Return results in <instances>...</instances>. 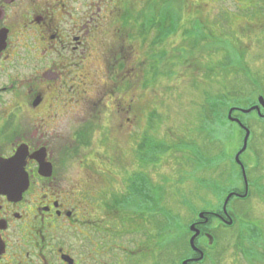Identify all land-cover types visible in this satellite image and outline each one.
Listing matches in <instances>:
<instances>
[{
	"label": "flooded vegetation",
	"instance_id": "flooded-vegetation-1",
	"mask_svg": "<svg viewBox=\"0 0 264 264\" xmlns=\"http://www.w3.org/2000/svg\"><path fill=\"white\" fill-rule=\"evenodd\" d=\"M152 1L161 0H0V160L23 150L28 183L0 194V264H154V154L133 146L134 165L149 166L136 164L123 189L117 138L139 123L140 74L169 61L171 39L151 30L145 40L138 28ZM228 195L192 211L199 252L190 231L178 264L211 260L222 230L234 228L231 201L245 200L232 197L225 214Z\"/></svg>",
	"mask_w": 264,
	"mask_h": 264
},
{
	"label": "rangeland",
	"instance_id": "rangeland-1",
	"mask_svg": "<svg viewBox=\"0 0 264 264\" xmlns=\"http://www.w3.org/2000/svg\"><path fill=\"white\" fill-rule=\"evenodd\" d=\"M185 1L187 5L185 20L201 19L203 24L209 27L205 28L210 36L208 39L218 45L213 47V43V53L204 49L201 60L193 56L194 51L187 39L178 36L170 40L169 61L161 64L164 69L154 70L157 77L155 78L153 71L149 70V65L148 71L143 72L144 77L140 74L141 83L139 82L137 89L136 104L139 123L133 131L134 136H127L123 132L117 137L118 145L121 147L120 153L118 152L119 182L121 181L125 189L137 165L140 168L150 165L155 191L158 194L156 211L159 213L154 216L156 237L154 264H178L180 260L178 256L186 255L189 247L188 227L191 219L195 217L192 211L195 212L196 209L200 211L202 208L216 209L219 206L216 182L218 180L222 182L223 190L231 186H237L240 191L244 189V181L239 179L241 170L238 166L234 168L232 165L243 147L245 133L242 136L241 128L236 123L232 125L229 122L226 129H219L213 134L214 144L211 145L207 139L201 137L198 130L202 104L212 98L211 96L228 95L235 106L225 110V113L228 115L234 109L233 113L238 112L234 118L241 119L251 131L247 150L240 156V161L248 168L247 179L253 182L255 190L252 199L247 202L238 199L231 201L230 208H233L234 214L238 215L243 223L222 230L219 241L212 249L214 250L211 255L212 261L209 259L207 264H264V119H259L257 112L250 113L252 115L241 112L256 106L259 97L264 98V0L261 3L258 0H243L244 2L240 0L241 4L238 6L231 4V1L219 2L221 0ZM195 10L199 11V15ZM219 21L222 23H217ZM211 31L216 34V38L212 36ZM221 38L232 42L235 49L243 53L244 58L235 50L232 55L226 53L225 43L229 46L230 43ZM156 49L154 55L146 50L149 52L148 61L150 56L158 57L165 48L161 45ZM139 50L143 51L141 48ZM230 57L239 64L238 68L232 70L237 74L221 76L224 72L222 64L227 63ZM242 67H246L245 71L238 72ZM238 73L240 77L237 78ZM236 94L237 96H233ZM263 113L261 111V114ZM146 138L170 145L178 143L181 138L182 141H186L185 145L194 142L199 148L203 147L205 153L210 156H217L220 151H224L226 159L218 168L209 170L211 168L209 164L202 163L196 166L192 161L180 160L178 157L181 155L172 151V155L169 152V159L164 153L161 158L155 156L154 164L149 163L146 166L145 163L139 162L134 165L133 146L136 144L141 146ZM95 139L100 140L98 136H93L94 141ZM78 161L74 162L75 173L80 171L82 174ZM139 170L142 171L143 168ZM231 177L234 179L231 180ZM113 183L114 181L108 186L113 187ZM108 186L103 184V187ZM166 216H170V221ZM168 225L171 232L162 238L158 232ZM250 226L257 227L258 234H261V238L252 243L244 241L248 239ZM243 234L246 236L241 237V241L240 236ZM244 251L252 253L250 260L245 258Z\"/></svg>",
	"mask_w": 264,
	"mask_h": 264
},
{
	"label": "trees",
	"instance_id": "trees-1",
	"mask_svg": "<svg viewBox=\"0 0 264 264\" xmlns=\"http://www.w3.org/2000/svg\"><path fill=\"white\" fill-rule=\"evenodd\" d=\"M222 1L224 3L226 1H231V4L238 6L241 4V1L243 0L241 1L239 0V2H236V0H221L219 2H222ZM258 1L260 3L262 2V0H258ZM186 8H187V5H186L185 0H182V2L180 0H168L166 2H163V1L153 2L152 1L149 4H147L146 8H144V11L141 14V16H145L147 19H145L144 24L141 25L142 27L141 28L138 27V28L144 31L145 40L151 38L150 34L152 31L158 32L162 37L163 36L169 37L171 40L178 36L182 37L183 39H187V41L191 45L190 48L192 49V51L195 52V53L193 52V56L196 58H201L202 60V52L204 51V49L205 50L207 49V51L210 50L211 53L214 52V49L212 48L214 42H212L211 39H208L210 38V36L206 32L205 28L209 29V27L208 25L203 24L204 22L201 19L194 20V18H190V19L185 20L184 13H185ZM197 10H195V13L199 12ZM217 23H222V22L219 21ZM211 33H212V36L216 38L215 36L216 34L212 31ZM221 39L224 40L225 42L230 43V46L229 44L225 43L224 50H226V53H228L229 55H232L235 50V51H238V53L243 57L242 55L243 53H240L241 51H239L237 48L235 49V45L232 42H230L228 39H223V38ZM216 45L218 44L214 43L213 47H215ZM197 52L199 55L197 54ZM186 53L187 54L189 53L188 50L186 51ZM222 65L224 66V69H222L224 72L221 73V76H223V74L228 75L229 73L234 74L235 72H233L232 70L236 67L238 68L239 64L236 60H234L233 57H230L227 63H224ZM245 68L246 67H242V70L238 72H244ZM212 71L214 72V70ZM153 73L156 78L157 77L156 72H153ZM236 76L238 78L239 73ZM233 96H237V94ZM211 97L212 98H209L208 100H206V102L202 104L201 109L199 111V122L200 123H199L198 130H199V134L201 135V137H203L204 139H207L208 143L213 145L214 144L213 138H212L213 134L217 132L219 129H226L227 128L226 126H228L231 123V122L229 123L228 115L225 113V110H227L228 108L231 109V107L235 105H233L228 95L226 96L225 94H223L218 97L216 96H211ZM253 105H255V103ZM259 119L261 118L259 117ZM233 124L234 123H232V125ZM247 127L249 128V126ZM241 133H242V136H244V132L242 130H241ZM185 143L186 141H182L181 138L179 139L178 143H175L174 145L172 144L170 145L169 143H166V142H154V140L149 139V138H146L143 142V144L148 145L149 151L154 154V158L155 156H162L164 155V153L168 151L172 155V151H173L175 152V154L181 155L180 157H178L180 160L182 159L183 161H186V160L192 161L193 163L196 164V166H199V164L202 165V163L209 164L208 166L211 167L209 170L218 168L219 165L223 162V160L226 159V154L224 151H220V153L217 156H210L205 153V150L203 149V147L199 148L198 146H196V143L190 142L186 145ZM232 167L236 168L237 165L234 163ZM247 174H248V171H247ZM230 179L233 180L234 178L231 177ZM239 179L240 181H242L241 173L239 174ZM221 184L222 182H220V180H218L215 184V186L219 190V193L221 192V195H219V193L217 194L219 197L228 195L231 192L240 191L237 186H233V187L231 186V188L223 190L224 188L221 187L222 186ZM242 191L243 190H241L240 192ZM157 195L158 194L156 193V197ZM248 199L249 198L245 199V201H247ZM156 208H157V199H156ZM155 214H159V213H157L156 211ZM233 217H234V225H236L237 223L238 224L243 223V221L239 220L238 215H234ZM166 218L170 221V216H166ZM169 232H171L170 225L165 227L164 230H159L158 235L163 238L164 235ZM245 236H246L245 234L240 236V240L242 241L241 237L244 238ZM258 238H261V234L260 235L258 234L257 227L255 226L248 227V239L244 241H247L248 243H252L254 240ZM250 253H251L250 251H248L247 253L244 251V256L247 260H250L251 258Z\"/></svg>",
	"mask_w": 264,
	"mask_h": 264
},
{
	"label": "water",
	"instance_id": "water-1",
	"mask_svg": "<svg viewBox=\"0 0 264 264\" xmlns=\"http://www.w3.org/2000/svg\"><path fill=\"white\" fill-rule=\"evenodd\" d=\"M258 104L249 110H242L241 112L243 114H250L252 112H257L259 117L264 118V115L261 114V110H264V98L259 97L258 98ZM234 110V109H233ZM233 110H231L228 114V120L231 123H236L240 126V128L244 131L245 136L243 139V147L240 150V152L235 157V163L241 168L242 170V176L243 181L245 185V194L244 195H236V194H230L226 198L224 202V213L226 214V207L231 200L232 197L237 196L238 198L245 199L248 196V179L245 171V167L240 161V156L247 150L248 142L251 136V131L245 127L242 122L233 117ZM24 161H25V153L23 150H18L16 155L10 159V160H0V194H9L14 192H19V186H25L27 187L28 183L26 180L25 185V174H24ZM25 190V189H24ZM202 216V215H201ZM203 217V216H202ZM233 224V221L230 219V221L227 222V225L231 226ZM190 231L194 233V236L190 239V246L193 251L199 252L196 248L195 241L200 235V231L196 230L195 226L190 227ZM210 240V244L213 242V238L208 236ZM200 258L197 261H201L204 258L203 253H201ZM187 264V263H184Z\"/></svg>",
	"mask_w": 264,
	"mask_h": 264
}]
</instances>
